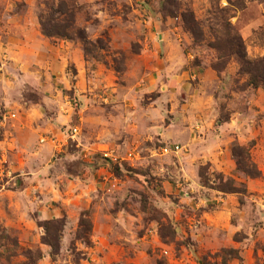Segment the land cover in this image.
Instances as JSON below:
<instances>
[{
    "label": "rangeland",
    "instance_id": "obj_1",
    "mask_svg": "<svg viewBox=\"0 0 264 264\" xmlns=\"http://www.w3.org/2000/svg\"><path fill=\"white\" fill-rule=\"evenodd\" d=\"M241 49L264 58V0H0V264H264V84Z\"/></svg>",
    "mask_w": 264,
    "mask_h": 264
},
{
    "label": "trees",
    "instance_id": "obj_2",
    "mask_svg": "<svg viewBox=\"0 0 264 264\" xmlns=\"http://www.w3.org/2000/svg\"><path fill=\"white\" fill-rule=\"evenodd\" d=\"M171 3V0H164V2ZM183 16L186 14L182 13ZM192 15L189 14V20L194 22ZM42 33L46 36H59L65 38H73L74 36L79 38L84 43L86 42V38L83 32L80 30L75 31L74 35L67 34L64 31H59L55 29L47 28L42 20H40ZM56 27V25H54ZM239 59L241 63L242 70H244L248 74V82L253 87H256L260 84H264V58L250 60L245 58L244 52L239 50ZM232 154L235 158L236 169L244 172L249 176H257L259 174V170L256 167L255 163L251 160L249 149L243 145L234 144L231 147ZM236 192H240L239 190H235ZM41 226L43 227V235L41 236V241L50 246L54 253H57L59 250V236L61 228L63 227L62 220L59 218L47 219L42 221ZM26 261L21 264H35L38 259L41 258V253L39 250H31L27 249L25 252Z\"/></svg>",
    "mask_w": 264,
    "mask_h": 264
},
{
    "label": "built area",
    "instance_id": "obj_3",
    "mask_svg": "<svg viewBox=\"0 0 264 264\" xmlns=\"http://www.w3.org/2000/svg\"><path fill=\"white\" fill-rule=\"evenodd\" d=\"M9 116L10 117H14L15 116V114L12 112V113H10L9 114ZM79 131H80V129H79V127L77 126V125H74V126H72L71 128H70V135H69V137H70V139L72 140V141H75L76 142V144H78L79 143V139H78V136H79ZM173 147V148H172ZM170 146V148L169 147H167V146H162L161 148H160V151L162 152V153H168V151H177L178 149H179V146L178 145H174V146ZM102 155H103V157H108V153L106 152V151H104L103 150V152H102ZM133 153L132 152H128L127 153V158L126 159H128V160H131L132 158H133Z\"/></svg>",
    "mask_w": 264,
    "mask_h": 264
}]
</instances>
